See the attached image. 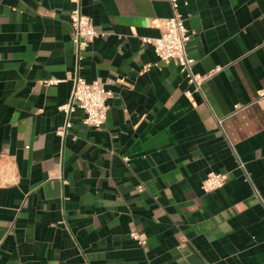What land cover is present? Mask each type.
<instances>
[{
  "label": "crops",
  "instance_id": "crops-1",
  "mask_svg": "<svg viewBox=\"0 0 264 264\" xmlns=\"http://www.w3.org/2000/svg\"><path fill=\"white\" fill-rule=\"evenodd\" d=\"M178 3L200 90L145 41L169 0H0V264H264V0ZM75 9L101 34L80 65ZM78 73L107 121L61 137Z\"/></svg>",
  "mask_w": 264,
  "mask_h": 264
},
{
  "label": "built area",
  "instance_id": "built-area-1",
  "mask_svg": "<svg viewBox=\"0 0 264 264\" xmlns=\"http://www.w3.org/2000/svg\"><path fill=\"white\" fill-rule=\"evenodd\" d=\"M169 1L173 9V15L170 18L160 20L161 32L158 37L146 39L145 41L153 45L154 51L161 62H175L188 82L194 85L197 90H200L202 83L209 76L194 72V59L189 56L187 51L191 35L186 26L185 18L179 11L178 0ZM70 22L73 30V42L76 46V58L80 65L83 60V52L101 34L96 30L92 19L83 14L80 9L71 12ZM71 80H73L71 98L59 108L66 117L65 124L57 130V135L61 137L65 136L67 130L71 127L70 117L77 110L84 113L83 122L86 125L95 129L103 128L108 117V103L113 98V92L99 78L88 81L78 73L71 76ZM56 82L51 81V83ZM260 97H264V90L260 92ZM240 107V105H237L236 109H240ZM241 167L244 168V165L241 164ZM227 181V174L211 171L202 182V189L206 193H211L222 189ZM131 237L137 240L139 244H146V238L143 234L134 232Z\"/></svg>",
  "mask_w": 264,
  "mask_h": 264
}]
</instances>
